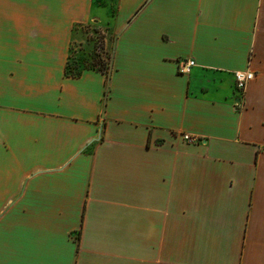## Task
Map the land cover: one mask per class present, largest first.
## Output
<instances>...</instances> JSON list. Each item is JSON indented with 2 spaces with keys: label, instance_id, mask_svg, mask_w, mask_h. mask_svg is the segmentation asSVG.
<instances>
[{
  "label": "crops",
  "instance_id": "1",
  "mask_svg": "<svg viewBox=\"0 0 264 264\" xmlns=\"http://www.w3.org/2000/svg\"><path fill=\"white\" fill-rule=\"evenodd\" d=\"M114 9L0 0V264H264V0Z\"/></svg>",
  "mask_w": 264,
  "mask_h": 264
},
{
  "label": "rangeland",
  "instance_id": "2",
  "mask_svg": "<svg viewBox=\"0 0 264 264\" xmlns=\"http://www.w3.org/2000/svg\"><path fill=\"white\" fill-rule=\"evenodd\" d=\"M102 7L113 10L116 0H97ZM77 35L72 43L71 65L75 70H80L84 65L92 63L93 56L107 58L109 51L105 47V33L93 21L78 25ZM102 41V47L100 42Z\"/></svg>",
  "mask_w": 264,
  "mask_h": 264
},
{
  "label": "built area",
  "instance_id": "3",
  "mask_svg": "<svg viewBox=\"0 0 264 264\" xmlns=\"http://www.w3.org/2000/svg\"><path fill=\"white\" fill-rule=\"evenodd\" d=\"M195 62L193 60H188L185 62L182 66V69L184 71H187L191 66H193ZM255 77V72L251 69L248 68L246 70H240L235 72V79H236V85L239 89L245 90L247 87L248 83L254 79ZM184 138L188 141H196L197 137L190 135V134H185Z\"/></svg>",
  "mask_w": 264,
  "mask_h": 264
},
{
  "label": "trees",
  "instance_id": "4",
  "mask_svg": "<svg viewBox=\"0 0 264 264\" xmlns=\"http://www.w3.org/2000/svg\"><path fill=\"white\" fill-rule=\"evenodd\" d=\"M113 11H115V9H113ZM99 42H100L99 46L102 47V41H99ZM71 49H72V46H71ZM110 57H111L110 53H108L107 58L93 56L92 63H90L89 65H84L80 70H75L71 65L72 55L70 53L69 60L66 66V73L67 75L78 76L80 75L82 70L87 69V68H93V69L102 70L104 72H108L109 67H110Z\"/></svg>",
  "mask_w": 264,
  "mask_h": 264
},
{
  "label": "water",
  "instance_id": "5",
  "mask_svg": "<svg viewBox=\"0 0 264 264\" xmlns=\"http://www.w3.org/2000/svg\"><path fill=\"white\" fill-rule=\"evenodd\" d=\"M112 67H113V61L111 60L110 61V67H109V73L111 74V71H112Z\"/></svg>",
  "mask_w": 264,
  "mask_h": 264
}]
</instances>
